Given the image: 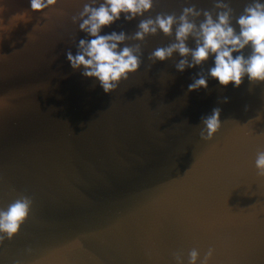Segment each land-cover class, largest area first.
I'll return each mask as SVG.
<instances>
[{
	"label": "water",
	"instance_id": "95a60500",
	"mask_svg": "<svg viewBox=\"0 0 264 264\" xmlns=\"http://www.w3.org/2000/svg\"><path fill=\"white\" fill-rule=\"evenodd\" d=\"M82 2L58 0L0 36V208L32 200L19 231L0 242V264H175L173 254L187 264L192 249L199 264L209 248V264H264V177L253 166L264 150V83L209 79L188 92L211 58L182 73L175 54L150 63L171 41L158 32L141 43L138 71L104 94L65 60L84 37L70 21ZM229 2L238 14L247 0ZM182 6L157 0L148 15ZM0 7L6 21L28 5ZM137 23L121 19L101 34L131 35ZM212 108L221 127L203 141L200 118Z\"/></svg>",
	"mask_w": 264,
	"mask_h": 264
},
{
	"label": "clouds",
	"instance_id": "9594fccd",
	"mask_svg": "<svg viewBox=\"0 0 264 264\" xmlns=\"http://www.w3.org/2000/svg\"><path fill=\"white\" fill-rule=\"evenodd\" d=\"M211 2L210 9H202L191 0H185L179 15L157 12L152 16L148 13L157 0H83L80 10L70 17V21L84 37L76 41L75 54L65 52V60L73 71L79 70L84 78H93L103 93L109 94L138 71L141 43L159 32L171 41L148 54L150 63L170 60L175 54L178 59L174 69L182 73L211 58L207 71L201 69L187 85L188 92L206 89L209 79H214L219 86L231 84L233 88L239 87L245 78L250 84L264 83V0H247L238 14L229 0ZM57 3L58 0H27L26 12L12 13L6 21L0 16V36L7 39L18 24L28 23L27 13H43ZM121 19L124 22L138 20L131 35L123 30L101 34L104 28ZM219 117L220 109L212 108L210 114L200 118L201 140L212 139L221 127ZM256 119H260L259 114ZM253 166L256 175L264 177V150L256 153ZM31 206L32 200L21 195L7 207L0 208V242L10 240L19 231ZM212 254L213 249L209 248L199 258V264H209ZM198 256L196 249L190 250L187 264H197ZM173 259L175 264H184L177 254H173Z\"/></svg>",
	"mask_w": 264,
	"mask_h": 264
}]
</instances>
